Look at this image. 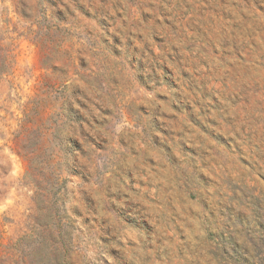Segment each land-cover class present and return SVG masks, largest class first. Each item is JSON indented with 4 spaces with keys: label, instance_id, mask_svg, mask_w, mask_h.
<instances>
[{
    "label": "rangeland",
    "instance_id": "374dc122",
    "mask_svg": "<svg viewBox=\"0 0 264 264\" xmlns=\"http://www.w3.org/2000/svg\"><path fill=\"white\" fill-rule=\"evenodd\" d=\"M0 264H264V0H0Z\"/></svg>",
    "mask_w": 264,
    "mask_h": 264
},
{
    "label": "trees",
    "instance_id": "16d2710c",
    "mask_svg": "<svg viewBox=\"0 0 264 264\" xmlns=\"http://www.w3.org/2000/svg\"><path fill=\"white\" fill-rule=\"evenodd\" d=\"M10 51L6 50L3 46V44L1 43V39H0V53H3V59L5 60L6 58L9 57V53ZM1 70V69H0Z\"/></svg>",
    "mask_w": 264,
    "mask_h": 264
}]
</instances>
